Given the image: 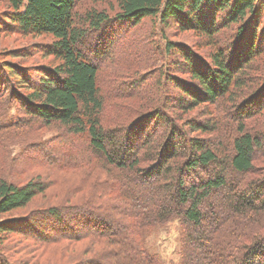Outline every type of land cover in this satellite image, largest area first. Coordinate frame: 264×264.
I'll return each instance as SVG.
<instances>
[{
    "label": "trees",
    "instance_id": "1",
    "mask_svg": "<svg viewBox=\"0 0 264 264\" xmlns=\"http://www.w3.org/2000/svg\"><path fill=\"white\" fill-rule=\"evenodd\" d=\"M81 1L0 0V34L50 37L45 57L55 62L33 76L0 57V132L25 122L58 127L69 140L50 148L59 157H36L40 166L62 173L96 160L110 174L88 201L48 208L52 223L37 225L49 233L37 241L86 244L72 264H162L145 234L179 221L180 264H264V0H115L113 17L92 10L78 19ZM148 18L201 42L166 41L163 73L137 95L143 105L123 108L117 102L147 81L103 93L98 62L113 43L95 62L87 36L108 28L114 40L112 24L133 29ZM205 47L207 55L198 52ZM13 105L20 117L5 126ZM200 108L201 120L183 124ZM83 137L87 158L72 159L71 139ZM47 188L40 178L23 186L0 179V234H24L7 217ZM2 252L0 264H12Z\"/></svg>",
    "mask_w": 264,
    "mask_h": 264
},
{
    "label": "rangeland",
    "instance_id": "2",
    "mask_svg": "<svg viewBox=\"0 0 264 264\" xmlns=\"http://www.w3.org/2000/svg\"><path fill=\"white\" fill-rule=\"evenodd\" d=\"M0 9H3L2 5H0ZM92 10L113 17L118 12V7L115 0L107 2L82 0L75 9V14L78 19H83ZM112 27V32L115 35L114 40L106 36L105 32L110 30L108 28L101 32H90L87 36L85 52L90 59L98 62L93 55L103 56L104 45V51L108 49L105 59L98 62L102 68L99 84L103 93H106V89L111 84L118 91L119 88L123 90V84L147 81L144 85L135 86L133 89L136 91L135 98L124 97L117 102L123 108L132 106L133 109L134 106L136 108L143 105L137 99V95L141 96L144 89L147 88L146 91L150 89L149 86L156 83L163 73L166 63L164 50L166 41L182 42L184 45L196 49L201 42V38L191 32L180 33L174 28H163L152 18L143 20L139 26L133 29H130L126 24L121 26L112 24ZM231 32L232 30H226L223 34L232 35ZM51 42V38L47 36L26 37L18 33H2L0 34V57L4 61L20 65L33 76H38L41 70L51 68L55 63L52 58L45 57V49ZM108 45L109 47L106 49ZM208 51L209 48L205 47L198 52L207 55ZM13 52L18 54L17 59L9 58ZM262 59L264 61V57ZM168 61L170 62V58ZM3 82L6 83V81ZM142 96H145V93ZM204 113L201 108L197 109L185 116L182 122L184 124L192 119L201 120ZM19 117L18 110L13 105L1 117V122L5 126H13ZM108 119L112 120V115ZM27 124L29 123L25 122L22 124L24 127L0 132V179L23 186L31 180L40 178L42 182L48 183V188L45 194L38 195L27 209L16 211L7 217L8 220H19L15 225L24 234L18 233L9 236L0 234L2 253L12 264H72L82 257L87 245L63 240L54 244L41 245L37 241L41 235L39 232L43 230L42 235H47L49 231L48 228H44L47 224H44L43 228L37 224L43 222L45 218L47 221L49 220V224L52 223L50 217L45 215L48 208L70 207L71 204L88 201L87 199L93 197L96 191H100L98 188L102 186L105 178L110 177V174L96 160L92 161L91 166L71 169L62 173L56 171L51 173L46 167L40 166L36 157L42 156L45 152H48L50 157H59L55 152L50 153V148L55 149L56 145H61L59 139L64 138L68 141L69 138L58 127L47 128L36 123ZM186 130H188L187 127ZM87 140V137L71 139V149L68 148L67 153H73L72 159L83 158V153L87 158ZM3 220L0 218V224ZM50 229V234L58 233L53 227ZM145 236L148 249L160 258L162 264L181 263V225L179 221H173L152 232H146Z\"/></svg>",
    "mask_w": 264,
    "mask_h": 264
}]
</instances>
